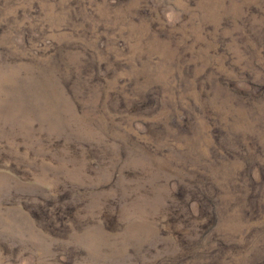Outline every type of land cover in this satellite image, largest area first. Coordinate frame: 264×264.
<instances>
[{
	"label": "rangeland",
	"instance_id": "374dc122",
	"mask_svg": "<svg viewBox=\"0 0 264 264\" xmlns=\"http://www.w3.org/2000/svg\"><path fill=\"white\" fill-rule=\"evenodd\" d=\"M0 264H264V0H0Z\"/></svg>",
	"mask_w": 264,
	"mask_h": 264
}]
</instances>
